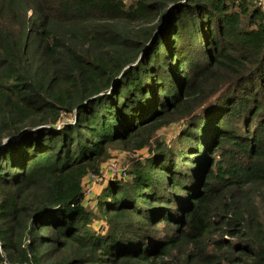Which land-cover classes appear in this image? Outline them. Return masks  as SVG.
Masks as SVG:
<instances>
[{
  "label": "trees",
  "instance_id": "obj_1",
  "mask_svg": "<svg viewBox=\"0 0 264 264\" xmlns=\"http://www.w3.org/2000/svg\"><path fill=\"white\" fill-rule=\"evenodd\" d=\"M0 264H264V5L0 0Z\"/></svg>",
  "mask_w": 264,
  "mask_h": 264
},
{
  "label": "rangeland",
  "instance_id": "obj_2",
  "mask_svg": "<svg viewBox=\"0 0 264 264\" xmlns=\"http://www.w3.org/2000/svg\"><path fill=\"white\" fill-rule=\"evenodd\" d=\"M182 126H183L182 122L171 123L170 125L164 127L160 131H158L157 137L159 140L169 141L175 137V135L179 131V128ZM145 155H146V150L137 151L135 153L130 152V151H123V150H112L110 152L111 157L106 163L116 161L118 163L117 164L118 168L122 171V170L128 169L131 160L142 158ZM105 164H103V165H105ZM98 188H99L98 183L95 185H92V197L94 196V194L96 193ZM88 202H90V201H88ZM90 204H89L90 206H93L92 202Z\"/></svg>",
  "mask_w": 264,
  "mask_h": 264
},
{
  "label": "built area",
  "instance_id": "obj_3",
  "mask_svg": "<svg viewBox=\"0 0 264 264\" xmlns=\"http://www.w3.org/2000/svg\"><path fill=\"white\" fill-rule=\"evenodd\" d=\"M260 4L264 5V0H254ZM116 161H112L110 163H106L105 165L101 166L100 175H89L83 182V193H84V204H86L92 198V185L99 183L101 179H106L108 175H117L122 174L123 170L121 171L117 166Z\"/></svg>",
  "mask_w": 264,
  "mask_h": 264
}]
</instances>
